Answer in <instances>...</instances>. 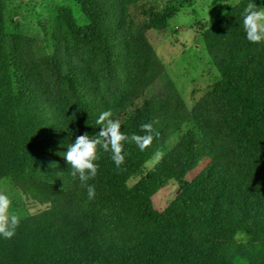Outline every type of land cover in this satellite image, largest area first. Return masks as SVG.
<instances>
[{"label": "trees", "instance_id": "trees-1", "mask_svg": "<svg viewBox=\"0 0 264 264\" xmlns=\"http://www.w3.org/2000/svg\"><path fill=\"white\" fill-rule=\"evenodd\" d=\"M72 1L87 23L56 7L42 40L8 20L0 0V180L50 206L20 221L11 239L0 236V264H264V44L243 30L250 0L205 26L204 47L225 52L191 109L146 33L166 30L194 0H173L162 12L143 7L140 21L128 12L140 0ZM108 110L126 136L144 135L140 125L152 122L154 138L144 151L124 141L120 169L98 147L89 201L62 154L76 136L96 135ZM16 113L33 123L29 135L19 134ZM158 152L143 182L128 188L123 175H136ZM171 181L181 182L174 199L151 212L149 196ZM132 208L148 212L143 230Z\"/></svg>", "mask_w": 264, "mask_h": 264}, {"label": "rangeland", "instance_id": "rangeland-1", "mask_svg": "<svg viewBox=\"0 0 264 264\" xmlns=\"http://www.w3.org/2000/svg\"><path fill=\"white\" fill-rule=\"evenodd\" d=\"M3 10L7 19L15 20L21 26L23 33L29 37L45 39L47 21L56 7H67L71 10L78 26H84L87 21L80 8L72 0H2ZM173 0H140L128 10L134 21L145 20L143 7H154L162 12L165 6ZM238 0H194L190 7L182 6L178 13L169 20L164 31H148L146 37L153 51L165 71V78L170 79L186 106H192L216 79L214 61L219 58L225 49L220 46H211L206 49L202 43L201 35L205 26L214 21L215 17L232 7ZM264 44V41H263ZM155 84L151 91L156 90ZM17 129L21 136H27L33 129V123L28 122L16 113ZM181 131L171 137L166 145L168 151L176 142ZM160 152L156 153L136 175H123V180L130 189L138 188L144 176L160 159ZM201 163L188 173L184 181H190L205 166ZM130 173V172H129ZM181 182L171 181L164 188L151 193L148 198L150 211L161 212L174 199ZM0 191L7 193L12 200V211L21 214L22 220L38 215L50 206L43 200L23 194L9 179L0 180ZM148 211V210H147ZM146 213L138 208H132V214L139 230L145 227Z\"/></svg>", "mask_w": 264, "mask_h": 264}, {"label": "clouds", "instance_id": "clouds-1", "mask_svg": "<svg viewBox=\"0 0 264 264\" xmlns=\"http://www.w3.org/2000/svg\"><path fill=\"white\" fill-rule=\"evenodd\" d=\"M243 18V30L246 39L251 43L264 41V7H258L253 0L244 7L241 12ZM111 110L99 115L96 123L100 125V131L90 136L85 133L78 135L74 142L66 145L67 151L63 157L70 165V174L73 179H79L82 188L86 189L87 199L93 200L96 195L95 185L88 181L94 179L98 173L99 165L95 163L99 159L98 147L103 152H111V159L116 168L120 169L125 161L124 141L134 142L140 151L147 149L153 142V123H142L141 132L144 135L133 133L130 137L121 132L119 120H113ZM158 136L159 133L157 132ZM161 155H163L161 153ZM12 200L10 196L0 191V236L11 239L16 234L22 216L17 211L10 210Z\"/></svg>", "mask_w": 264, "mask_h": 264}, {"label": "crops", "instance_id": "crops-1", "mask_svg": "<svg viewBox=\"0 0 264 264\" xmlns=\"http://www.w3.org/2000/svg\"><path fill=\"white\" fill-rule=\"evenodd\" d=\"M238 1H239V0H238ZM238 1H237V2H238ZM237 2H236V3H237Z\"/></svg>", "mask_w": 264, "mask_h": 264}]
</instances>
